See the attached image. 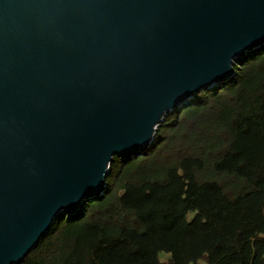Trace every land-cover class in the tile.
Listing matches in <instances>:
<instances>
[{
	"label": "water",
	"instance_id": "95a60500",
	"mask_svg": "<svg viewBox=\"0 0 264 264\" xmlns=\"http://www.w3.org/2000/svg\"><path fill=\"white\" fill-rule=\"evenodd\" d=\"M264 45V0H0V264Z\"/></svg>",
	"mask_w": 264,
	"mask_h": 264
},
{
	"label": "trees",
	"instance_id": "16d2710c",
	"mask_svg": "<svg viewBox=\"0 0 264 264\" xmlns=\"http://www.w3.org/2000/svg\"><path fill=\"white\" fill-rule=\"evenodd\" d=\"M235 65L15 264H264V45Z\"/></svg>",
	"mask_w": 264,
	"mask_h": 264
},
{
	"label": "rangeland",
	"instance_id": "374dc122",
	"mask_svg": "<svg viewBox=\"0 0 264 264\" xmlns=\"http://www.w3.org/2000/svg\"><path fill=\"white\" fill-rule=\"evenodd\" d=\"M162 258L164 259V260H168L171 256H172V253L171 252H168V251H164V252H162Z\"/></svg>",
	"mask_w": 264,
	"mask_h": 264
}]
</instances>
